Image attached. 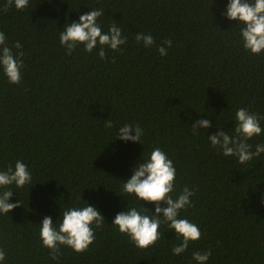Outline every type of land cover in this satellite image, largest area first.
Returning <instances> with one entry per match:
<instances>
[{
  "label": "trees",
  "instance_id": "1",
  "mask_svg": "<svg viewBox=\"0 0 264 264\" xmlns=\"http://www.w3.org/2000/svg\"><path fill=\"white\" fill-rule=\"evenodd\" d=\"M0 264H264V0H0Z\"/></svg>",
  "mask_w": 264,
  "mask_h": 264
}]
</instances>
